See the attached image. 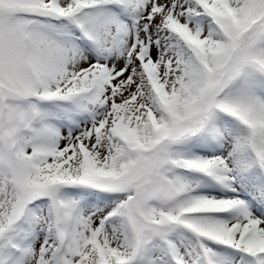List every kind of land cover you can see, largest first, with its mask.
I'll return each instance as SVG.
<instances>
[{
    "label": "snow or ice",
    "instance_id": "obj_1",
    "mask_svg": "<svg viewBox=\"0 0 264 264\" xmlns=\"http://www.w3.org/2000/svg\"><path fill=\"white\" fill-rule=\"evenodd\" d=\"M0 264H264V0H0Z\"/></svg>",
    "mask_w": 264,
    "mask_h": 264
}]
</instances>
